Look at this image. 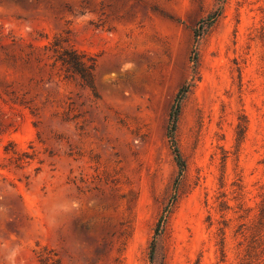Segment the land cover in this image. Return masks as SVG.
<instances>
[{"label": "rangeland", "instance_id": "obj_1", "mask_svg": "<svg viewBox=\"0 0 264 264\" xmlns=\"http://www.w3.org/2000/svg\"><path fill=\"white\" fill-rule=\"evenodd\" d=\"M216 9L0 0V264L15 245L16 264L240 263L264 193V0L226 1L194 71ZM61 48L96 60L94 91L65 78ZM186 82L178 178L166 128Z\"/></svg>", "mask_w": 264, "mask_h": 264}, {"label": "trees", "instance_id": "obj_2", "mask_svg": "<svg viewBox=\"0 0 264 264\" xmlns=\"http://www.w3.org/2000/svg\"><path fill=\"white\" fill-rule=\"evenodd\" d=\"M227 0H217V9L211 13L207 19L202 20L197 24V28L194 31L195 46L193 53L192 62H194V71H196L198 53L196 44L203 36H205L211 28L216 24L218 19L222 16L224 6ZM53 47H59L56 42ZM56 61L61 64L62 71L64 72L65 78H79L82 83L92 91L95 90V68L96 60L84 53H80L73 49H64L56 51ZM197 73V72H196ZM193 84L185 83L177 92L173 104L171 106L168 125L166 128V137L178 168V178H180L186 169V162L181 153L180 147L177 141V128L182 112V105L190 92ZM177 184L178 179L175 181L173 190L174 194L170 198L168 205L165 207L161 214L153 235V240L150 245L149 260L151 263L154 261L156 241L158 236L162 233L163 226L167 219V214L170 209L175 205L177 201ZM237 234L241 235L243 241L240 242V246L243 247L242 257L240 258L239 264H264V193L261 195V201L257 207V213L254 216L250 227L245 228L242 225L237 231ZM222 251L224 252V245H222ZM41 264H60L58 259H47L41 258Z\"/></svg>", "mask_w": 264, "mask_h": 264}, {"label": "clouds", "instance_id": "obj_3", "mask_svg": "<svg viewBox=\"0 0 264 264\" xmlns=\"http://www.w3.org/2000/svg\"><path fill=\"white\" fill-rule=\"evenodd\" d=\"M87 18H88L87 14H85V16L83 17H80L81 20H86ZM63 210L67 211L66 208H64ZM20 251H21V248L19 245L12 246L8 249L7 256H6L8 264H16V260H17L18 255L20 254Z\"/></svg>", "mask_w": 264, "mask_h": 264}]
</instances>
